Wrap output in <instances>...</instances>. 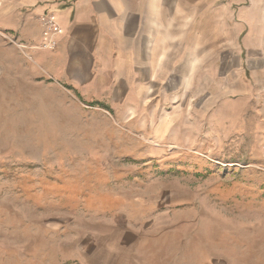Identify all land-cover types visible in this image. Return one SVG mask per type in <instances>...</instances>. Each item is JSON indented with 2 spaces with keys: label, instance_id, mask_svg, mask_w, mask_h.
I'll return each instance as SVG.
<instances>
[{
  "label": "rangeland",
  "instance_id": "rangeland-1",
  "mask_svg": "<svg viewBox=\"0 0 264 264\" xmlns=\"http://www.w3.org/2000/svg\"><path fill=\"white\" fill-rule=\"evenodd\" d=\"M242 5L217 76L202 34L203 84L141 104L41 87L0 50V264H264V24Z\"/></svg>",
  "mask_w": 264,
  "mask_h": 264
},
{
  "label": "crops",
  "instance_id": "crops-1",
  "mask_svg": "<svg viewBox=\"0 0 264 264\" xmlns=\"http://www.w3.org/2000/svg\"><path fill=\"white\" fill-rule=\"evenodd\" d=\"M224 2L229 6H218ZM244 2L245 16L260 12L264 24V0H0V50L26 49L41 87H61L83 103L141 104L158 95L175 97L167 92L173 78L190 77L194 86L200 78L203 84L202 34L212 38L206 46L211 52L207 67L216 68L217 76V19L219 30L230 33L232 5ZM47 13L63 33L55 50L45 52L41 17ZM261 38L264 43V37L256 36Z\"/></svg>",
  "mask_w": 264,
  "mask_h": 264
},
{
  "label": "built area",
  "instance_id": "built-area-1",
  "mask_svg": "<svg viewBox=\"0 0 264 264\" xmlns=\"http://www.w3.org/2000/svg\"><path fill=\"white\" fill-rule=\"evenodd\" d=\"M41 23L44 25L45 30V43L41 48L44 50H54L56 48L57 38L62 35L63 30L60 28L59 24L56 23L55 17L51 13L42 16Z\"/></svg>",
  "mask_w": 264,
  "mask_h": 264
}]
</instances>
